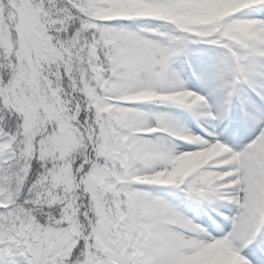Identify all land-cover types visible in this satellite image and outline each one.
Here are the masks:
<instances>
[{"label": "snow or ice", "instance_id": "1", "mask_svg": "<svg viewBox=\"0 0 264 264\" xmlns=\"http://www.w3.org/2000/svg\"><path fill=\"white\" fill-rule=\"evenodd\" d=\"M0 264H264V0H0Z\"/></svg>", "mask_w": 264, "mask_h": 264}]
</instances>
